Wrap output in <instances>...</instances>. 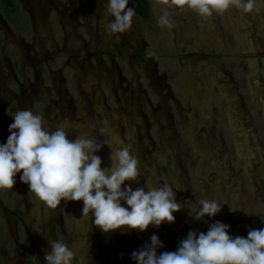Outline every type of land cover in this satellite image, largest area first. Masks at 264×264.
<instances>
[{
    "label": "flooded vegetation",
    "instance_id": "af4514ba",
    "mask_svg": "<svg viewBox=\"0 0 264 264\" xmlns=\"http://www.w3.org/2000/svg\"><path fill=\"white\" fill-rule=\"evenodd\" d=\"M108 2L109 0H0V31L5 28L11 38H14L12 32L27 31L29 28L34 32L42 28L41 33H47L46 37L36 41L35 44L33 42L25 44L26 41L22 42L14 38L13 63L11 66L6 65L3 71L1 57L3 47L7 43L2 38L0 40V131L3 129L5 122L9 121L5 117L6 112L12 114L29 107L35 115H39L44 121L42 126L46 131H52L63 124L68 131V136L72 138H76V135L91 134L101 143H103V140H110L114 148L121 144L131 145L130 154L138 159L140 173L145 168V172L143 171L147 174L144 175L145 179L148 176V166L145 165L147 157H149V163L154 164L155 172L158 173L159 170L155 162L159 157H162L164 152L168 151L171 154H173V151L180 152L173 138L171 140L164 138L163 140V126L159 121H161L163 113L169 111L166 106L168 97L172 98V102H174V99L178 101L181 99L176 98L168 85L166 77L157 70L156 63L146 53L148 43L143 32L144 21L136 11L135 0H129L128 5V7L134 8L136 12L133 17L132 28L125 33H118L111 37L106 35L101 23L104 14L107 13ZM147 2L150 8V19L152 17L151 6L148 0ZM257 4L264 10V0H256L253 11H257ZM189 12L190 10H187V13ZM199 18L201 17L199 16ZM49 19H51L50 23H48ZM108 19L113 18L109 16ZM238 19L239 21H236L237 25L233 24V32L236 33L238 41L243 46L249 45L251 47L252 44L248 39V34L246 32L245 34L239 33L238 25H243V21L240 18ZM182 23L183 25L175 23L173 26L177 41L178 39L181 40L180 34L183 32V28L187 29L189 24L186 20ZM210 25L212 24L210 23ZM214 26L218 27V25ZM218 29L214 32L210 30V40L220 45L222 39L218 34ZM203 48L206 49V53L210 52L207 47ZM189 49L191 50V47ZM208 54L212 55V53ZM188 55L192 56L195 62L201 61L207 56L204 53L194 56L191 52ZM126 60L129 69H126L124 65ZM257 63L259 62L256 61ZM132 64H134V68ZM250 65H252L251 62ZM144 67L153 92L149 97L144 90L141 92L139 89L135 88L136 90H133L132 88L133 84H139L138 70ZM124 69L125 73L123 72ZM2 72H5V75H2ZM157 73H160V75ZM3 81L11 82L12 90L4 89L1 86ZM163 89L166 90V95L162 94ZM204 95L205 98L202 101L200 100L202 108L209 105L208 101L206 102V94ZM184 97L185 99L181 100L182 103H176L178 112L191 114L196 118L193 104L190 106L189 97L187 95ZM150 112L152 113L151 117L157 123V127L160 128L156 137L150 134L152 125L147 116ZM153 112L159 116L155 117ZM139 114L143 116L141 117V124L131 123L133 119H137L136 116ZM125 118H128L126 127L123 126V120L126 121ZM170 121L171 119H169ZM112 124L115 126L113 127ZM244 132L247 135L246 144L238 143V137L230 139L228 135L226 138L222 136L220 144H217L215 141L210 143V139L203 135L196 139L190 134L192 145L196 150L193 151V154L198 159L194 164V170L196 169L199 173L194 181L188 183V187L184 188L183 191L178 190L181 196L187 193L189 195L186 199L183 196L184 201L182 199L177 201L184 202L182 205L185 206H182L180 211L173 213L175 221L171 224L162 223L161 227L166 239H160L164 247L157 249L158 256L165 251L174 252L177 250L181 241L177 238V235L182 233L183 229L186 228L189 231V228H191V231H193L201 227V220L197 221L189 215V210L191 213L199 210L201 200L215 199L225 203L221 211L214 217H207L212 220L211 223L216 221L224 223V218L227 220L229 215L232 216V220L236 221L230 226L233 231L234 228L240 227V221L246 220L249 222L252 216L256 215L254 209L257 205L260 206L258 215L263 214L264 220V168H260V165L250 166L251 172L249 175V172H247L249 165L245 163L242 165V157L236 154L237 148L247 146L244 148L250 156V161L257 157L262 159L261 161L264 164V144L261 139L262 146L260 145L259 139L255 138L253 129L245 127ZM249 132L253 134L252 140L258 147V153H255L251 145ZM156 143L162 148V153L152 158L150 156L154 152ZM111 151L112 149L105 144L100 151L95 153L102 159V169L111 166ZM199 155H202V157H198ZM205 155L208 158L212 155L215 156V163L209 165L211 173L203 169L210 161L207 158L204 159ZM200 158L202 159L200 160ZM177 166H179V160L174 158L173 166H171L172 171L175 172ZM242 166L245 167V170L242 169ZM162 169L166 172V168L163 167ZM235 169L239 173L241 172L242 175L247 176L249 180L253 179L252 183L250 182L251 186L248 187L249 190H245L250 194L253 201L248 208L243 207L244 209L239 204V209L231 213L230 206L234 200L232 193L235 192L238 195L243 192V194H246L242 189L245 181H242L241 176L237 178V174H234ZM197 178L201 179L197 180ZM217 179L220 183L215 185L214 181ZM125 183L130 185L131 188L138 187L135 181H125ZM163 184L165 183L162 182ZM197 184H199V191H196ZM213 186H215V189L212 188ZM208 192L212 193L211 196L213 197H208ZM76 202L78 210L74 221L75 239L67 240L63 231L60 230L61 225H59L60 229L55 228V236L57 239L60 236L59 240L69 245L75 254L74 259H77L80 264L86 262L88 264L86 252L88 248L91 252L93 251L94 259H96L95 264H111L110 259L108 261V257L104 256L105 248H102V255H99L98 251L93 248L94 217L91 213L89 216H83V202ZM36 203L40 212L52 211L45 207L42 202L37 200ZM125 207H127L126 204ZM5 210L14 215L17 212ZM58 210L57 207L53 211L58 214ZM183 212L186 213L185 216L181 214ZM17 213H19L17 216L20 219V225L26 229L30 236L26 240V249L32 253L35 260L32 257L29 262L31 264H46L44 256L46 252L51 251L48 238L53 239L51 226L54 225L56 219L46 217L36 227H30L29 222L24 223L21 219V216H23L22 211ZM186 223L189 228H187ZM47 228L50 230H47ZM120 232L122 230L118 229L110 232V234L113 238H116ZM237 232L236 235L239 236ZM125 243L118 242L115 244L116 256L119 257L122 251L127 249ZM19 257H22L20 248L15 252L14 259L18 260ZM1 258L3 257L0 253ZM113 263L120 264V261L114 259Z\"/></svg>",
    "mask_w": 264,
    "mask_h": 264
},
{
    "label": "rangeland",
    "instance_id": "374dc122",
    "mask_svg": "<svg viewBox=\"0 0 264 264\" xmlns=\"http://www.w3.org/2000/svg\"><path fill=\"white\" fill-rule=\"evenodd\" d=\"M151 6V12L152 17L143 23V32L145 40L148 43V48L146 50V53L150 55L152 60L156 63L157 70L164 74L166 77V80L168 82V85L171 89V91L174 93L177 99H181L182 101L185 99V88H184V81L181 76V68H180V62L179 58L177 57L175 47L178 48L181 52L184 54H187L191 52V54L200 55V54H207L206 49L203 47L207 44V38L209 37L208 30L216 31L217 28H219L224 35V38L226 40V43L228 45V48L231 51V55H228L226 50H221L220 52L213 51L211 56H216L220 58L221 60L225 57L227 63H230L232 61H236L237 68L233 70V76L234 80L239 88L241 90L242 95V102L243 105L246 107L247 111L250 114V117L252 119L251 122L248 121L245 116L242 115V110L240 107V101L235 98H233L234 105L237 106V110L240 113L239 119L237 116V113L233 114V110H228V106L225 109L221 110V116L223 120L225 121V125H227L228 128V137L230 139H235L238 137V143H247V135L245 134V127L251 128L254 130L255 138L259 139L260 145H261V139L264 144V10L257 4V11H252L251 13H241L238 9L232 7L225 13L216 14L214 13L211 18H199V15L196 14L194 11H190L187 13V10L181 11V10H169L170 16L173 19L174 23H177L179 25H183L182 22L184 20L188 21L189 24L187 25V29L183 28V32L180 34L181 40L178 39V41L175 39L173 44L172 39V31L170 28L164 27L161 28L157 21L159 17L162 15V10L164 6L155 4V0H148ZM191 18V19H190ZM243 21V25H238V30L240 34H245V32L248 34V39L250 40L252 46L249 45H242L237 37L236 33L233 32V24L237 25L236 21H239V19ZM49 21V22H48ZM47 22L50 23L51 19H49ZM212 24L209 26V24ZM187 24V23H186ZM252 24V26L250 25ZM218 25V27L214 26ZM42 28H39L37 32H34L29 28L27 31L22 32H12L14 33V38L19 39L22 42H25V44L33 42L34 44L36 41H39L40 39H43L46 37V34H42L41 31ZM44 31V29H43ZM199 32V33H198ZM218 33V31H217ZM242 37V35H241ZM246 37V36H245ZM4 39L6 40L5 46L3 47L2 51V71L5 69L6 65L11 66L13 63V44L15 43L14 38H11L8 32L5 28H3L2 31H0V40ZM236 45L238 46V50L235 48ZM203 46V47H202ZM191 47V50L189 49ZM242 47V48H240ZM205 51V52H203ZM241 53V54H240ZM243 58H242V56ZM189 59H192L191 56H189ZM244 59H246L247 62V68H246V74L245 75H252L251 77V86H247L246 81L243 77L242 72V64L244 62ZM224 60V59H223ZM256 61L259 63L256 64ZM250 62L252 65H250ZM241 64V65H240ZM124 65L126 69H129L127 60L124 61ZM133 68H134V64ZM257 66V67H256ZM147 67V66H146ZM253 68V69H252ZM260 70L258 72V70ZM253 70V71H252ZM254 70H257L256 72ZM125 73V69L123 70ZM249 72V73H248ZM160 73H157L160 75ZM2 75H5V72H2ZM202 80L205 78L203 73H200L198 75ZM197 76V77H198ZM8 77V76H7ZM246 77V76H245ZM1 79V76H0ZM227 79V78H224ZM138 82L139 84L132 85L133 90L139 89L141 92L142 90L147 93V96H151L152 90L149 85V80L147 79L146 73H145V67L143 69L138 70ZM215 85V84H214ZM1 86L4 89L12 90L11 82L6 81L2 82ZM247 86V89H246ZM260 86V87H259ZM136 88V89H135ZM189 91H193V89L188 88ZM187 89V92H188ZM162 94L166 95V90L163 89ZM191 96V92L189 93ZM251 97L256 101L255 104H253ZM178 100L174 99V102H172V98L169 96L166 101L167 110H169L167 113L164 112L161 121V126H163L164 131V138L172 139L174 140V143L178 146L179 153L176 151H173V154L171 152H164L162 157H159L156 160L157 169L159 172H155L154 164L149 163V157L146 159L147 171L148 176L144 179L145 168L142 169L139 177L135 181L138 187H144L145 182H147L149 185H153L155 187L162 186L163 183L170 184L169 186L172 187L173 191L176 192V200L179 199H186L189 195L187 193L186 195L183 194L182 196L179 195V189L181 191L184 190V188L188 187V183L190 181H194L196 179V175L199 173L197 170H194V164L198 161L195 154H193V151H196L195 148L192 145V139L190 138V134L197 138H200V136H205L207 139H210V143L220 144L221 137L227 136L226 130L223 129L222 124H220V121L218 120L219 117L216 118V121L214 120L211 124L214 116L212 115V112L205 110L204 113H201L199 110L194 109L196 113V118H194L191 114H185V113H179L177 110L176 103L180 102ZM190 100V106H192V99L189 97ZM2 107V105H1ZM29 109V107L25 108ZM258 111L260 114H258ZM155 117L159 116L155 112H153ZM14 113L6 112L5 117L8 118V122H5V125L3 126V129L0 131V144H6L7 139L10 135L9 132V125L13 123V115ZM262 115V116H261ZM150 124L152 125V130L150 132L151 136L156 137L159 134L160 128L157 127V123L155 120L151 117L152 113L150 112L148 115ZM137 119H133L131 123L135 124H141V116L140 114L136 116ZM123 120V126H127L128 118H125ZM169 119H171V123L169 122ZM43 121V120H42ZM130 122V121H129ZM44 123V121H43ZM113 127L115 126L112 124ZM3 136V138H1ZM251 139V145L253 149L255 150V153H258V147L254 143L253 134L252 132H249L248 135ZM70 140H73L75 138L69 137ZM152 138V137H151ZM204 138V137H203ZM156 139V138H155ZM127 140V139H125ZM127 143L129 141L127 140ZM157 144V143H156ZM173 146L172 144H170ZM262 146V145H261ZM247 147V146H244ZM244 147H239L236 149V154L239 157H242L241 163L242 165L245 163L246 165H249V168H247V172H249L250 175V166H257L260 165V168H264V164L261 161L262 159L255 158L250 161V156L248 155V152L245 150ZM207 148V147H206ZM205 148V150H206ZM172 150V149H171ZM162 153V148L157 144L154 152L151 154L150 157H154L157 154ZM206 156V155H205ZM258 156V154H256ZM198 157H202V155H199ZM214 155L211 157H204V159L207 158L209 162H207V165L204 166V170L208 173H211L209 169V165L215 163ZM174 158H177L179 160V166H177L176 171H172L171 166H173ZM202 158H200L201 160ZM212 161V162H211ZM234 163V162H233ZM239 164V163H238ZM166 168V172L162 171V168ZM139 169V168H138ZM162 169V170H161ZM198 169V168H197ZM242 169L245 170V167L242 166ZM202 170V168H201ZM234 174H237V178L241 176L243 179L242 181H245L244 186L242 187L243 191H248L251 186V183L253 179H248L247 176L242 175V173L238 170H234ZM264 171V170H263ZM163 172V173H162ZM177 173V174H176ZM180 173V174H179ZM22 173H17L15 179L16 183L11 190H0V253L2 254V257L0 259L1 264H31L29 262L30 259H32V253L29 252L28 249H26V240L29 239V235L25 228H23L20 225V219L18 218L17 212L22 211L23 216H21V219L24 221V223L29 222L30 227H36L42 222V219H45L46 217H52L56 220L54 221V225L51 226L52 234H53V240L57 239L55 236V228H59V225L62 226L60 230L63 231L64 236L67 240H74L76 237V231L74 228V221L76 219L77 214V202L76 201H69L67 203L61 202V204L58 206V214L55 213V211L50 212H40L37 208V199L33 193L29 191L28 185L22 183L20 181V175ZM147 175V174H146ZM264 175V174H263ZM236 178V177H235ZM201 179V178H197ZM240 179V178H239ZM238 180V179H236ZM251 182V183H250ZM215 185L219 184L220 181L217 179L214 181ZM127 185V183H125ZM125 185H122V190L124 189ZM199 184H197L196 191H199L198 188ZM231 186V184H230ZM176 189H174V188ZM213 186L212 188H214ZM137 188V187H136ZM132 188V189H136ZM21 190V191H20ZM148 189L145 187V191ZM245 191V192H246ZM208 197L211 196L212 193L208 192ZM183 196L185 198L183 199ZM232 196L234 197V200L232 201L231 207L238 208L239 204L243 207L248 208L249 205L252 203L253 199L251 198L250 194L246 192V194L242 192V194H236L235 192L232 193ZM237 196V199H236ZM182 197V198H181ZM188 201V200H187ZM122 205L125 207V203L122 201ZM181 203V202H179ZM184 203V202H183ZM181 203V204H183ZM260 206L257 205L255 210L256 215L252 216V218L247 222L246 220L240 221L239 228H234L231 230L229 227V235L232 237H236V231L241 237L247 238L248 230L249 228L252 229H262L264 228V223H262L263 220V214L260 216L258 215V210ZM8 211L14 210L16 213L10 214ZM190 212V210H189ZM254 212V211H253ZM232 213V210H231ZM246 213L248 214V211L246 210ZM185 216V212L181 213ZM189 217V216H188ZM232 216H228V219H223L224 224L232 226L236 221L232 220ZM29 218V219H28ZM32 218V219H30ZM31 221V222H30ZM211 219L207 216L203 217L201 220V227H198L194 229L193 231L197 230V233L204 232L206 233L209 227V224H211ZM187 225V223H186ZM94 230H93V240L94 245L93 248H95L96 251H98L99 255L103 254L104 256L108 257V261L110 259V263L114 264V259L120 261V264H136V261H134L131 258V254L134 251L140 250L146 243L150 244V237L152 235H156L159 237V239H166V236H164V232L162 231V224L160 227H155L153 225H150L148 229H146L143 232H139L138 230H125L120 232L118 236L114 239L110 233L104 234L99 228H97L94 223ZM188 226V225H187ZM189 228V226L187 227ZM47 230H50L47 228ZM147 231V232H146ZM189 231H191V228H189ZM188 230L183 229L182 233H179L177 235V238L179 240L185 239L187 237ZM60 239V236H58ZM177 239V240H178ZM118 242H121V244H124L127 246V249L122 251L120 256H116V245ZM15 248V249H14ZM20 248L22 257H19L18 260H15V252ZM103 248V249H102ZM14 250V252H13ZM3 252V253H2ZM87 252V258H88V264H95L96 259H94L93 251L91 252L89 248L86 250ZM10 260V261H9ZM12 261V262H11ZM18 261V262H16ZM87 263V262H86ZM84 263V264H86ZM72 264H80L77 262V259H74V262ZM100 264V263H99Z\"/></svg>",
    "mask_w": 264,
    "mask_h": 264
},
{
    "label": "clouds",
    "instance_id": "9594fccd",
    "mask_svg": "<svg viewBox=\"0 0 264 264\" xmlns=\"http://www.w3.org/2000/svg\"><path fill=\"white\" fill-rule=\"evenodd\" d=\"M255 3L256 0H155V4L164 6L157 21L161 28L174 26L169 10L194 11L203 19L232 7L251 13ZM128 5L129 0H109L101 20L107 36L132 28L136 12ZM109 16L113 19L109 20ZM42 125L41 117L29 109L13 115L7 142L0 144V190L13 189L17 173H22L20 181L45 207L55 210L62 201H82V215L91 213L94 225L104 234L118 229L143 232L150 225L158 228L164 222L171 224L175 221L173 213L185 206L177 202L176 192L168 184L155 187L145 182L144 187L135 190L125 185V181H136L140 175L139 161L130 154L131 145L114 148L110 140L101 143L91 134L76 135L70 140L63 124L52 131ZM105 144L112 149L111 166L102 169V159L95 153ZM122 201L127 207L122 206ZM200 204L198 211L189 212L197 221L214 217L225 203L204 199ZM229 227L216 221L209 224L206 233L189 231L176 251L159 256L157 249L164 245L152 235L150 244L134 251L131 258L136 264H264V228H249L245 238L230 236ZM48 243L51 251L45 253L46 264H71L75 254L67 243L50 238Z\"/></svg>",
    "mask_w": 264,
    "mask_h": 264
},
{
    "label": "crops",
    "instance_id": "0c3cea01",
    "mask_svg": "<svg viewBox=\"0 0 264 264\" xmlns=\"http://www.w3.org/2000/svg\"><path fill=\"white\" fill-rule=\"evenodd\" d=\"M170 29L173 33L172 39H173V44H174V40L176 39L175 31L173 27H171ZM218 30H219L218 34L221 36V39H222V44L218 45V43L212 42L210 40L211 33L210 31H208L209 37L207 38V44L205 47H207V49L210 50L209 53H213V51L220 52L222 50L224 54V51L226 50V52H228L227 54L231 55V51H228L230 49L228 48L223 32L220 29ZM235 48L237 50L239 49L237 45ZM175 51H176L177 57L179 58V62H180L181 76L184 81V88L186 90L185 95H187L188 97L192 99V104H193L194 109L199 110L201 113H204L205 110L212 112V115L214 116L213 120L215 121H216V116L219 117L218 120L220 121V124H222L223 129L226 130V134L228 135V128H227V125H225V121L223 120L221 116L222 112L220 109L222 108L225 109L228 106V110L230 111L233 110V114H234L235 111L237 110V106L234 105L235 103L232 100L233 98H235V95H236V99H238L241 102L238 107H240L241 110L243 111L242 112L243 117L245 116V118L251 122V125H253L250 114L247 111L246 107L243 105L241 90H239L234 80L232 71L235 70L238 66L236 61L227 63V61L225 60L226 59L225 57L223 58L224 60L223 59L221 60L220 58L216 56L207 55L205 56L206 57L205 59L195 62L194 59H189L190 55L184 54L176 47H175ZM238 53H239V50H238ZM210 57H213V58H210ZM246 68H247V62H246V59H244V62L242 64V72H243V77L246 81V84L247 86H249L252 75L250 74L245 75ZM257 70H254V71L256 72ZM259 71L260 70H258V72ZM200 73H203L205 77L203 80L198 76ZM224 78H227V79H224ZM247 86H246V89H247ZM188 88L193 89V91L192 90L189 91ZM230 88H231V92H230ZM187 89H188V92H187ZM190 92L192 96L189 94ZM204 94H206V102L208 101L209 105L208 107L202 108L200 100L202 101L205 98ZM251 100L253 104L256 103L253 97H251ZM258 114H260L259 111H258ZM237 116L239 119V116H240L239 112L237 113ZM262 117L264 118V116Z\"/></svg>",
    "mask_w": 264,
    "mask_h": 264
},
{
    "label": "trees",
    "instance_id": "16d2710c",
    "mask_svg": "<svg viewBox=\"0 0 264 264\" xmlns=\"http://www.w3.org/2000/svg\"><path fill=\"white\" fill-rule=\"evenodd\" d=\"M135 8L141 19L145 22L150 17V8L147 0H135Z\"/></svg>",
    "mask_w": 264,
    "mask_h": 264
},
{
    "label": "bare ground",
    "instance_id": "6f19581e",
    "mask_svg": "<svg viewBox=\"0 0 264 264\" xmlns=\"http://www.w3.org/2000/svg\"><path fill=\"white\" fill-rule=\"evenodd\" d=\"M82 220V219H81ZM81 229V228H80ZM84 236V235H83ZM86 241V240H85Z\"/></svg>",
    "mask_w": 264,
    "mask_h": 264
}]
</instances>
